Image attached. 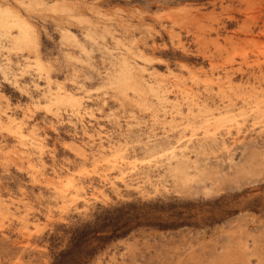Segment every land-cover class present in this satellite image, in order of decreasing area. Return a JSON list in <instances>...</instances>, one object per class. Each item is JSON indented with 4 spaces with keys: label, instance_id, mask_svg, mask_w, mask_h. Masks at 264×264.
I'll return each mask as SVG.
<instances>
[{
    "label": "rangeland",
    "instance_id": "374dc122",
    "mask_svg": "<svg viewBox=\"0 0 264 264\" xmlns=\"http://www.w3.org/2000/svg\"><path fill=\"white\" fill-rule=\"evenodd\" d=\"M6 8L29 23L33 47L1 37L0 113L24 120L36 167L0 126V264H67L70 231L118 213L134 215L127 231L74 261L237 264L227 258L246 243L264 264V0ZM15 17L5 29L19 36ZM58 87L77 103L49 111Z\"/></svg>",
    "mask_w": 264,
    "mask_h": 264
},
{
    "label": "bare ground",
    "instance_id": "6f19581e",
    "mask_svg": "<svg viewBox=\"0 0 264 264\" xmlns=\"http://www.w3.org/2000/svg\"><path fill=\"white\" fill-rule=\"evenodd\" d=\"M42 4V2L40 3ZM8 6V5H7ZM58 7V6H57ZM63 7V6H61ZM65 7V6H64ZM14 9V8H13ZM64 9V8H63ZM15 10V9H14ZM16 11V10H15ZM10 16H16L15 17V23L18 24L22 29L25 30V32H20L19 36H15L13 34H10L6 29H5V25H6V21H8V17ZM89 24V23H88ZM0 26L2 27V32L0 34V39L1 37H5V38H12L13 39V46H11V48H21L22 46H25L26 49H30L31 46L33 47V41H32V36L31 34L29 33L28 31V28H29V23L22 17V16H19V14L17 13H14V11L11 9V8H6V9H0ZM66 39H70V40H73V41H76L77 42V39L74 35V33L70 32L69 30L66 32V36H65ZM1 43V42H0ZM5 48H9L8 46L5 47ZM10 48V49H11ZM36 62V66L40 69H44L42 67V62L39 61L38 59L35 60ZM15 84L17 85V81H14ZM47 83L48 85L50 86V81L47 79ZM61 88L58 87L57 88V91L56 92H51V88L48 89V92L49 94L51 95V97L49 98L48 100V104L46 105L47 107V110L49 111H52L51 110V105H54V106H58L59 103H62V102H65V101H70V102H73L74 104L77 103V99L75 96H72L70 94L68 95H63V92L59 91ZM41 104V103H40ZM6 107L7 106V103H6ZM1 111V110H0ZM5 112V111H4ZM2 116V114L0 113V126L3 127V128H6L8 129V131L16 138L17 142H18V145H17V151L18 152H21V156L20 158L22 159H25L28 166H30L31 168L33 167H36V165L33 164V162L31 161V159L26 155V157H24V154H25V147H24V144L22 142V139L26 137V134L24 132V127H23V124H24V120L22 119H17L16 117L12 115H9L7 113H5ZM202 112V111H201ZM56 114V112H54ZM218 114V113H217ZM212 115V114H211ZM220 115H222L220 113ZM217 118V117H216ZM208 120V119H207ZM210 120V119H209ZM214 121V118L212 119ZM218 122V121H217ZM88 136H90L91 138L92 135L90 133H86ZM14 146V145H13ZM80 146V145H79ZM15 148V146H14ZM0 149H2L0 147ZM109 150L108 153L105 152V154L107 155H113V154H117L120 153V149L118 148H115L113 150L111 149H107ZM106 151V150H105ZM18 154V153H17ZM19 155V154H18ZM171 155V158L174 159L175 155L173 152L170 153ZM120 159L121 160H125L126 158L120 154ZM114 167H116V165L114 164ZM180 167V168H178ZM175 168L176 170H178L180 173H182V175H184L186 173V166L183 165L181 163V165H178L176 167H173ZM37 169V168H36ZM119 170V175L121 176L122 180H123V177H124V170L121 169V168H118ZM42 175V174H41ZM175 177V176H174ZM181 179V178H180ZM70 181H72L71 179H68V182L70 183ZM239 241V240H238ZM237 245V244H236ZM232 247V246H231ZM237 252L236 254L234 253V257L233 259L231 257L227 258L228 260H233L234 262H236L237 264H251L250 260V256L252 257V255H255L256 258L258 259V262H262L263 261V256L261 255V253L258 252L259 249H257L255 246H254V249L253 250H249V247H247V244L246 243H240L239 246L237 247ZM257 250H256V249ZM233 253V252H232ZM229 254V253H228ZM258 254V255H257ZM232 255V254H230ZM226 259V260H227ZM226 262V261H225ZM253 262V261H252ZM228 264V263H226ZM253 264V263H252Z\"/></svg>",
    "mask_w": 264,
    "mask_h": 264
},
{
    "label": "trees",
    "instance_id": "16d2710c",
    "mask_svg": "<svg viewBox=\"0 0 264 264\" xmlns=\"http://www.w3.org/2000/svg\"><path fill=\"white\" fill-rule=\"evenodd\" d=\"M131 211H123L122 214H129ZM127 215L125 218L121 214L115 216L101 215L97 216V220L90 225L89 223H83L81 226H77L70 231V244L69 247L59 252L60 260L64 255H67V264H79V261H74L80 254L88 255L92 253L95 245H91L92 240L101 241L105 238L123 234L130 226V221L133 220L134 215ZM99 217V218H98ZM136 222V221H135ZM138 222V221H137ZM157 225H165L166 223H155ZM109 232L107 234L98 233L102 231ZM76 253V256L74 254ZM66 257V256H65ZM74 263H71V262Z\"/></svg>",
    "mask_w": 264,
    "mask_h": 264
}]
</instances>
